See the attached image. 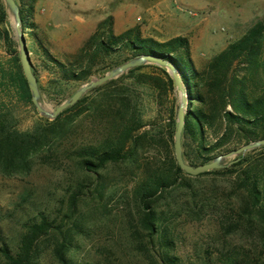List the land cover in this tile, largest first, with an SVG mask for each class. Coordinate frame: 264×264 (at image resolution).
I'll list each match as a JSON object with an SVG mask.
<instances>
[{"label":"rangeland","instance_id":"rangeland-1","mask_svg":"<svg viewBox=\"0 0 264 264\" xmlns=\"http://www.w3.org/2000/svg\"><path fill=\"white\" fill-rule=\"evenodd\" d=\"M15 2L21 4L19 0ZM0 5L6 14L0 30H8L13 42L0 36V71L10 78L15 72V58L20 65L18 46L3 0ZM108 17L116 35L134 29L143 40L165 42L185 38L193 67L201 72L212 57L264 20V0H35L27 14L24 34L43 105L55 108L84 84L135 58L125 49L93 60L80 55L97 24ZM146 66L132 74L128 70L113 79L111 85L105 83L87 91L78 100L82 101L81 110H86L79 116L75 110L65 114L63 120L71 121L65 137L55 141L49 152L35 158L27 176L0 177V246L7 244L15 251L24 223L45 215L54 224L64 225V231L69 230L67 264H147L146 253L137 249L139 244H144L156 257L168 254L174 264H264V245L258 227L251 232H245L243 227L228 232V225L237 218L239 201L234 175L183 174L155 203L158 232L152 241L142 229L133 190L146 169L168 160L157 140L161 134L165 137L168 128L175 130L179 101L174 84L172 92H159L138 81L142 74H160L150 67L157 65ZM86 71L89 76L85 79L70 78L73 72ZM11 79L0 89V107L12 110L19 130L43 123L41 118L46 117L19 98ZM123 95L135 105L144 123L142 131L156 137L143 143L135 164L118 162L108 164L98 175L87 173L78 167L75 152L80 147L97 146L109 133L105 109L94 111L92 107L108 97ZM172 105L175 109L170 119ZM221 131L217 127L206 129V146H211ZM181 144L190 158L184 161L199 165L200 159H195L196 142L183 136ZM239 146L232 141L203 156L212 161ZM261 148L245 154L262 159L260 170L264 175ZM232 160H224V165ZM74 191L79 200L70 215L69 196ZM49 244L42 242L36 264H59Z\"/></svg>","mask_w":264,"mask_h":264},{"label":"trees","instance_id":"trees-1","mask_svg":"<svg viewBox=\"0 0 264 264\" xmlns=\"http://www.w3.org/2000/svg\"><path fill=\"white\" fill-rule=\"evenodd\" d=\"M19 1V14L24 32L28 21L27 14L31 12V5L35 0ZM5 17L4 9L0 5V25L4 23ZM111 26V17L100 21L80 49V55L90 56L93 60L94 57L108 56L113 51L125 49L133 57L150 54L171 62L179 70L188 88L190 101L182 137L196 142L195 159H200L199 165L211 160V157L203 156L204 154L219 150L232 141L235 145H243L264 139V20L256 22L241 38L212 57L201 72L193 67L185 38L175 37L165 42L143 40L134 29L116 35ZM1 35L13 43L5 28L0 30ZM13 65L15 72L10 78L14 82V88L19 98L35 110L18 59H14ZM145 67L147 66L133 68L128 73L132 74ZM150 67L159 70L160 74H142L138 76V81L151 85L159 92H172L173 81L166 70L158 66ZM79 73L73 72L70 78L81 80L89 76L88 71ZM10 78L0 71V89ZM114 82L115 80H111L105 85ZM81 102L80 100L67 108L53 120L41 118L43 123H36L25 131L18 129L12 110H3L0 107V177L10 179L27 176L32 171L35 158L40 153L49 152L55 141L65 137L71 125V121L63 120L65 114L75 110L76 116H79L86 110H81ZM100 107L105 109L109 125L108 135L97 146L80 147L75 152L78 167L94 175H98L108 164H135L137 152L144 147L143 143L147 138L153 141L156 137L149 131H142L144 123L127 95L108 97L92 109L99 111ZM174 109L172 105L169 111L170 119ZM216 127L222 131L220 134H214V142L208 147L205 144L206 129ZM173 134L174 131L168 128L165 137L161 134L157 140L168 160L156 168L146 169L144 177L133 190L134 200L140 208V223L150 241L158 232L156 201L185 174L178 167L174 157ZM181 145L183 158L189 160V155L183 150V144ZM261 149L264 151V146ZM261 154L264 157V152ZM261 160L259 156H252V153L240 155L223 168L197 177L208 174L234 175L239 201L235 211L237 218L234 223L228 225V232L239 227H243L245 232H251L253 227H258L259 237L264 245V175L260 170V165H263ZM78 200V192H72L69 196L70 215L74 214ZM54 223L45 215L25 222L15 251L7 244L0 246L2 264H36L44 241L50 242L53 256L59 264H67L66 255L71 246L69 230L64 231V225L60 227ZM137 249L146 253L147 264H174L168 254L159 257L150 254L144 244H139ZM234 264L243 263L234 261Z\"/></svg>","mask_w":264,"mask_h":264},{"label":"water","instance_id":"water-1","mask_svg":"<svg viewBox=\"0 0 264 264\" xmlns=\"http://www.w3.org/2000/svg\"><path fill=\"white\" fill-rule=\"evenodd\" d=\"M3 2L12 19V29L14 32V37L17 41L20 66L22 69L23 76L26 80L28 89L30 91L31 102L35 107L36 111L44 117L53 120L62 111L77 103L78 100L87 91L104 85L105 83L119 77L121 74L127 72L128 70L151 63L166 70L178 91L179 101L176 109V126L173 134V151L178 167L185 174L190 176H198L207 172H211L213 170L221 169L225 166L224 160L231 158L235 159L248 151L264 146V139H260L254 142L243 144L224 154H220L216 156L212 161L205 164L194 166L186 163L182 155L181 137L185 125L187 107L189 104L188 88L183 82L179 70L171 62L150 54L137 56L119 65L118 67L109 70L103 76L92 79L89 83L84 84L83 86L78 88L68 100H65L55 108L50 109L49 107L43 105L40 101V92L38 89L37 80L32 72L29 52L26 46L25 34L22 30V21L19 14V7L15 0H3Z\"/></svg>","mask_w":264,"mask_h":264}]
</instances>
